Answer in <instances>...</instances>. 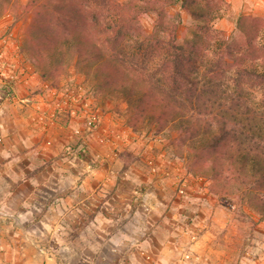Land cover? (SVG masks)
<instances>
[{"label":"rangeland","instance_id":"rangeland-1","mask_svg":"<svg viewBox=\"0 0 264 264\" xmlns=\"http://www.w3.org/2000/svg\"><path fill=\"white\" fill-rule=\"evenodd\" d=\"M200 1L217 10L213 48L226 41L244 45L240 22L258 26V44H264V0ZM74 2L94 7L92 0ZM182 3L167 7L180 42L199 28L197 16ZM31 16L0 15V264H264V217L243 194H220L211 179L190 170L180 155L187 148L180 130L137 132L126 124V104L104 98L75 68L56 73L38 68L23 48ZM156 18L154 13L144 18L148 31ZM204 50L202 68H210L212 51ZM43 101L56 106L45 122L39 120ZM91 115L97 121L89 127ZM110 125L116 135L130 132L122 141L111 134L86 141ZM117 151L120 159L112 158ZM119 160L132 169H117L118 184L129 174L139 189L134 193L131 187L134 201L151 184L152 205L141 197L138 213L129 214L118 205V186L110 189L108 205L71 199L92 168Z\"/></svg>","mask_w":264,"mask_h":264},{"label":"trees","instance_id":"trees-1","mask_svg":"<svg viewBox=\"0 0 264 264\" xmlns=\"http://www.w3.org/2000/svg\"><path fill=\"white\" fill-rule=\"evenodd\" d=\"M179 1L92 0L91 9L74 0H0V15L31 12L23 48L38 68H75L104 98L126 104V124L137 132L180 130L187 143L180 155L190 170L211 179L220 194L242 193L264 217V44H258V26L240 22L244 45L226 41L213 48L216 8L183 0L199 28L180 42L178 23L167 12ZM151 13L157 18L148 31L143 20ZM204 48L212 51L210 68H202Z\"/></svg>","mask_w":264,"mask_h":264},{"label":"crops","instance_id":"crops-1","mask_svg":"<svg viewBox=\"0 0 264 264\" xmlns=\"http://www.w3.org/2000/svg\"><path fill=\"white\" fill-rule=\"evenodd\" d=\"M20 84L21 83H19L18 86ZM22 100H29V98H22ZM39 105L40 108L42 109L41 112L39 113V120H44L45 122L49 118V116L54 114L53 109H55L56 106L53 105L52 103H48V102L45 103L44 101L42 102V104L39 103ZM128 131L130 132V129L125 128V130H123V133H121V135H116L115 128L110 125L104 129L101 128V131L99 132H94L87 135L86 141H93V140L96 141L101 139L103 140L106 139V135L108 134H111L114 138H117L122 141L123 140L122 135H125L124 133H128ZM110 150H111L110 147H105L104 153H109ZM118 152L119 151H117V155L119 154ZM111 157L120 159L119 155L116 156L113 154L111 155ZM86 167L88 168V166ZM127 167L128 169H132L131 165H128L123 160H121V162L119 160L116 163L107 162L105 164H102L100 167L92 168V173L96 172L97 175L93 176V174L90 173L81 181L77 182V184L71 191L70 194L71 199H74L76 202H81L84 200L85 201L90 200L92 202H95V199H101L102 201L105 200L106 204L108 205V202L111 200V198L109 199L107 198L110 189L118 186L117 193L121 195L118 199L121 203L118 205H120V207L126 208L127 211L130 209V211L128 212L129 214L134 212L138 213L139 205H137V201L141 197L142 200L144 199L147 204L152 205V202L155 201V198L153 196L156 194V191H154L155 189L152 187L151 184H148L149 188L147 189L146 194H138V195L135 194V197H138L136 198L137 200L135 201L132 200V197H134V195H131V187L135 186L133 189L134 193H139V189L135 185L134 181L129 180L128 178L129 174H127V172H124V174H127V176L123 175L122 180L118 184V179L114 177L115 174L118 172L117 169L126 170ZM76 168L82 169L81 167L78 166ZM59 169H63V168H59ZM137 169L138 168L136 166L135 168H133V170H137ZM131 179L133 178L131 177ZM134 180L136 181L138 179H134ZM123 213H125L124 210Z\"/></svg>","mask_w":264,"mask_h":264},{"label":"built area","instance_id":"built-area-1","mask_svg":"<svg viewBox=\"0 0 264 264\" xmlns=\"http://www.w3.org/2000/svg\"><path fill=\"white\" fill-rule=\"evenodd\" d=\"M86 121H87L89 127H92L93 124L97 121V117H96V115H91V116H89V118ZM77 131L79 132L80 129H78Z\"/></svg>","mask_w":264,"mask_h":264}]
</instances>
